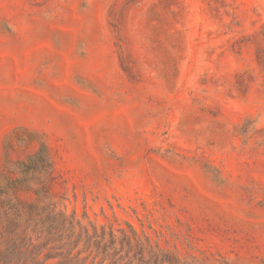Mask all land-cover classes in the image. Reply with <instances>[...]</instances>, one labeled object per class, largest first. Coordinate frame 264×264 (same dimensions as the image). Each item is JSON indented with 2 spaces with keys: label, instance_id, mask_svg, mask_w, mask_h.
Here are the masks:
<instances>
[{
  "label": "rangeland",
  "instance_id": "374dc122",
  "mask_svg": "<svg viewBox=\"0 0 264 264\" xmlns=\"http://www.w3.org/2000/svg\"><path fill=\"white\" fill-rule=\"evenodd\" d=\"M0 191V264L53 209L118 264H264V0H0Z\"/></svg>",
  "mask_w": 264,
  "mask_h": 264
},
{
  "label": "trees",
  "instance_id": "16d2710c",
  "mask_svg": "<svg viewBox=\"0 0 264 264\" xmlns=\"http://www.w3.org/2000/svg\"><path fill=\"white\" fill-rule=\"evenodd\" d=\"M36 193L39 200H47L43 193L38 190ZM8 195L9 193L0 191L5 217L13 210L11 209L12 205L7 204L10 200ZM13 224L18 226L16 221ZM41 225L40 229L35 226L31 231L36 239L41 238V243H33L32 237V240L30 238L24 243L18 238L17 229L9 228V225H6V231L12 239V246L9 247L7 256H5L8 262L12 260V264H50L49 262L55 261L54 264H86L88 259L86 254L93 251L96 253V257H102L103 261L108 260L110 264H118L117 257L120 252L115 247L117 240L113 233H109L110 239L106 242L105 232H99L93 225L90 230L89 226L83 225L75 215L66 216L64 212H57L54 209L41 218ZM38 232L39 234H37ZM134 237L138 238L135 233ZM14 239L15 241H13ZM128 240L131 243L130 239ZM135 243L141 245L138 241ZM22 246L24 247L23 252L20 251ZM120 246H122L121 243ZM128 246L130 247V245ZM145 249L148 256L154 255L151 247Z\"/></svg>",
  "mask_w": 264,
  "mask_h": 264
}]
</instances>
